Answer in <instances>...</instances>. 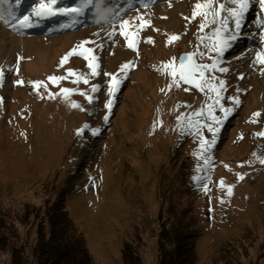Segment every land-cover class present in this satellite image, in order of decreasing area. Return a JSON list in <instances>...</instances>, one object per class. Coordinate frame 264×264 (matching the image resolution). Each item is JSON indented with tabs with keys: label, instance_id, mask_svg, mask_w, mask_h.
I'll list each match as a JSON object with an SVG mask.
<instances>
[{
	"label": "rangeland",
	"instance_id": "obj_1",
	"mask_svg": "<svg viewBox=\"0 0 264 264\" xmlns=\"http://www.w3.org/2000/svg\"><path fill=\"white\" fill-rule=\"evenodd\" d=\"M35 2L0 0V13L7 17L10 9L17 17L29 14ZM197 2L105 0L107 8L120 7L118 20L110 17L102 21L92 8L80 17L32 18L33 26L19 31L0 20V215L18 227L24 241L35 238L36 227L30 230L29 224L21 223L22 213L39 212V219L35 218L38 225L46 207L63 196L96 264H120L125 243L136 249L141 264H158L162 220L186 213V219L189 215L195 219L199 233L197 264L211 263L230 241L241 250V239L249 247L241 264L264 256V163L260 162L264 137L254 135L264 131V65L253 63L255 52L264 48V8L259 0H251L237 38L216 54L205 47L211 44L209 39H200L210 37L217 27L212 16L203 31L199 30L203 16L197 20L196 30L186 35L188 45L168 40L178 35L165 30L168 17L174 16L184 25ZM75 3L77 0H59L60 7ZM214 8L215 3L209 11ZM144 13H151L149 19H141ZM154 17L159 21L155 20L150 31ZM121 21H128L125 31L137 23L148 28L144 39L138 35L132 38L134 48L127 46L139 56L137 65L122 72V61L102 56L123 40ZM92 26L116 30L103 46L83 44L98 55V65L101 62L96 76L90 75L83 57L73 55L60 63L73 48L79 52L83 42H94L95 34L87 31ZM149 37L152 42H147ZM197 52L204 55H195V63L210 64V57L216 59L217 68L206 76L225 82L220 104L232 108L226 116L213 108L221 124L214 145L203 155L200 137L194 129L188 130L186 114L204 109L205 115L191 117L203 124L207 120L205 106L213 104V94L184 81L174 82L172 68L161 64L172 61V67L178 68L180 54ZM68 69L83 74L88 83L72 84L76 76L68 75ZM105 74H118L119 83L111 96V75ZM50 76L67 79L49 81ZM17 80L24 81V86L15 84ZM37 81L44 83L38 88L29 83ZM93 85H100L94 94ZM62 88L74 92L49 98V92L60 93ZM80 93L93 96L92 102ZM234 96L239 97L238 106L228 99ZM109 99L112 103L106 108ZM73 101L78 107L70 106ZM257 112L259 116L253 117ZM182 114L178 124L177 117ZM85 126L78 135L77 130ZM93 130L98 131L92 134ZM202 133L211 137L206 128ZM237 174L243 178L238 179ZM8 257L0 253L1 262L7 263ZM259 264H264V257Z\"/></svg>",
	"mask_w": 264,
	"mask_h": 264
},
{
	"label": "snow or ice",
	"instance_id": "obj_2",
	"mask_svg": "<svg viewBox=\"0 0 264 264\" xmlns=\"http://www.w3.org/2000/svg\"><path fill=\"white\" fill-rule=\"evenodd\" d=\"M21 0H16L17 4H20ZM109 3L112 2V0H108ZM146 2L150 3L152 0H146ZM215 3L214 10L209 11V9H212L213 4ZM251 3V0H198V2L194 5L191 16L185 17L186 20H192L195 19L198 15L203 16L204 20L202 21L199 30L203 31L204 27L206 26V22L208 21V17L212 16L213 20L212 22L217 24V27L212 29V35L210 37H200L201 42H203L205 39H209L211 41V44L205 45L207 50L209 52H214L216 54H219L223 48L231 43V41L235 40L236 33L241 28V18L244 16L246 11L249 8V5ZM261 8H264V0H259ZM92 8H95L96 10V16L100 20H109V18L119 19L121 9L118 6H114L113 8H107L105 6V0H77V3H75L72 6H66V7H60L59 6V0H36L35 5L31 8V11L29 14H25L22 16H15L12 11L9 9L7 12V17L3 13H0V20H3L4 24L12 29L15 30H22L25 28L32 27V18H48L53 17L57 15L61 16H72V17H80L85 14L86 10H91ZM223 14V15H222ZM142 19V18H141ZM128 25V21H121L119 28L120 32L119 34L122 36H125V38L128 41V47L134 48V42L133 39L135 36L134 32H126L125 26ZM234 26V27H233ZM261 28L264 29V18L261 20ZM115 29L108 33L109 36L115 35ZM179 39L178 35H171L169 36L168 40L169 42L172 40ZM261 40L264 41V31L261 33ZM147 42H152L151 38L149 37L147 39ZM92 43L91 41L83 42L82 45L78 46L82 50L77 52L76 48H73L68 53L65 54L64 57L61 58V65H63L69 57L73 55H77L80 57H83L86 61H88V68L91 70L90 75L96 76L98 75L97 68L99 67L97 60L98 58L92 54L93 50L84 48L83 44ZM204 55V53H188L186 54L185 59L188 61L186 64L184 60L179 61V67L175 68L172 67V61H169L167 63L161 62L163 68H172L170 75L173 78V81H184L188 84H192L194 87L201 91H206L207 93H212L213 95L210 96V99L213 100L212 105H206V115L207 120L203 123H199V119L196 122H193L191 117L196 116L197 118L205 115V110L201 109L196 112L186 114L188 118V130L191 132L193 129L196 132V135L200 137L199 140V146L201 149V154H206V152L214 145L216 141V135L219 131V125L221 124V119H219L215 113L213 112L214 107H218L220 112L225 114L232 111L231 107H224L220 104V93L224 90L225 82L223 80L217 81V79L214 76H206V72H212L217 68L216 59L214 57H210L211 63L210 64H200L195 63L193 61V57L195 55ZM18 59H22L19 58ZM175 59V58H173ZM254 64H262L264 65V48H262L260 51L255 52L254 58H253ZM134 67V65L131 62H126L125 64L121 65V72L125 68ZM13 71H17L18 69H12ZM220 72L227 71V69L219 68ZM68 75L76 76V79L73 81V83H79L83 82L85 84L88 83V80L84 77L83 74H77L74 70L68 69ZM105 75H111V80L108 82V94L109 96L113 95L116 91V85L119 83L118 74H105ZM3 76V70H0V78ZM243 78V77H241ZM49 81H57V80H64L67 79V76H61V77H55L50 76L47 78ZM15 84H19L21 86H24L25 82L22 80L14 81ZM33 88H38L39 85L43 84L44 82H29ZM172 85H169V88H171ZM176 86H179L177 83ZM46 87V85H45ZM100 90V85H93L91 88V92L94 94ZM161 91H164L161 89ZM74 92L73 89L68 88H62L60 90V93L53 94L49 92V98H53L55 95H61V94H72ZM82 95L86 96V99L89 103L92 102L93 96L88 95L87 93H80ZM229 100L232 101V103L236 106L240 104V100L238 96L229 97ZM112 101L109 99L106 103V108H108L111 105ZM71 107L75 108L78 107V105L73 101L70 105ZM185 114H182V116L177 117L178 124L181 122L182 117ZM259 113H253V117H258ZM105 119H107V116H105ZM249 122H255V120H250ZM85 128L78 129L77 134H81L82 131L86 130ZM206 128L207 132L211 133L210 138H205L202 133V129ZM98 130H93L92 134H96ZM256 136H262L264 137V131L260 133H254ZM241 139L243 136L241 135ZM254 155H256L254 153ZM210 159V158H209ZM206 163L208 161H205ZM261 163H264V158L260 159ZM227 168V165H225ZM238 179H242L243 177L240 174H237ZM221 186H223V179L219 182ZM231 188L232 186H228V194L231 195ZM205 190H207L205 188Z\"/></svg>",
	"mask_w": 264,
	"mask_h": 264
},
{
	"label": "trees",
	"instance_id": "obj_3",
	"mask_svg": "<svg viewBox=\"0 0 264 264\" xmlns=\"http://www.w3.org/2000/svg\"><path fill=\"white\" fill-rule=\"evenodd\" d=\"M65 203L66 200L61 196L46 207L38 225L35 218L39 219V212L25 210L22 213L19 221L29 224L30 230L36 227L35 238L30 241H24L25 237L21 236L18 227L14 223L5 222L0 215V253L9 256L7 263L0 261V264H96L81 231L66 210ZM186 217L187 213L185 216L168 219L169 222L162 220L157 239L158 264H197L195 249L199 233L195 229V219L191 215ZM240 241L241 250L230 241L209 264H241V258H247L249 247L244 240ZM234 249L237 252L233 254ZM263 257L260 254L248 264H259ZM120 264H141L136 249L129 243L123 246Z\"/></svg>",
	"mask_w": 264,
	"mask_h": 264
},
{
	"label": "bare ground",
	"instance_id": "obj_4",
	"mask_svg": "<svg viewBox=\"0 0 264 264\" xmlns=\"http://www.w3.org/2000/svg\"><path fill=\"white\" fill-rule=\"evenodd\" d=\"M154 13V12H153ZM186 14L188 15V13L186 12ZM151 16V13H144L141 18L146 20L149 19V17ZM190 17V16H187ZM202 16H197L195 19L192 20H187L186 23H184V25H180V23L174 18V16H169L168 20L166 21V23L164 24V28L165 30H168L169 32H176L179 36L178 39V43L180 45L182 44H189V39H187L186 35H192L193 32L196 30V27H198V22L197 20L200 19ZM159 19L157 17H154L152 19V21L150 20L149 25H150V31L153 30L156 26V21ZM95 26H92V28L90 30H87L88 32L94 33L96 36L94 42L96 45V48L103 46L106 44V39L110 38L111 36L108 35V33L112 32V30L109 29H101V28H94ZM129 30H127L126 32H134L135 36L138 35L139 39H144V37L147 36V32H148V28L144 27L141 25V23H137V24H133L131 25L130 28H128ZM143 33H145V35H143ZM1 34H4V30L1 32ZM141 35H143V37H141ZM123 40L121 41H116V43L114 44V46L109 49L108 51H106L104 53L103 58H107L109 56H115L122 64H125L126 62H131L133 65H137V62L139 61V56L137 54H133L131 52H129L127 50V45H128V41L125 38V36L121 37ZM102 40V41H101ZM97 58L98 55L94 54ZM105 62V61H104ZM99 65H101V62H99ZM74 79H71V83H73ZM77 87V86H75Z\"/></svg>",
	"mask_w": 264,
	"mask_h": 264
},
{
	"label": "water",
	"instance_id": "obj_5",
	"mask_svg": "<svg viewBox=\"0 0 264 264\" xmlns=\"http://www.w3.org/2000/svg\"><path fill=\"white\" fill-rule=\"evenodd\" d=\"M185 57H186V53H182V54H180L179 61H180V60H184V61H185V60H186Z\"/></svg>",
	"mask_w": 264,
	"mask_h": 264
}]
</instances>
